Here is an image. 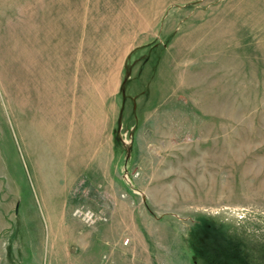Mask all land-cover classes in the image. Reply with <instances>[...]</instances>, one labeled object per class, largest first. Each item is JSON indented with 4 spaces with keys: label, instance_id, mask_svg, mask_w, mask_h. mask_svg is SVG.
I'll use <instances>...</instances> for the list:
<instances>
[{
    "label": "rangeland",
    "instance_id": "1",
    "mask_svg": "<svg viewBox=\"0 0 264 264\" xmlns=\"http://www.w3.org/2000/svg\"><path fill=\"white\" fill-rule=\"evenodd\" d=\"M0 264H264V0H0Z\"/></svg>",
    "mask_w": 264,
    "mask_h": 264
}]
</instances>
